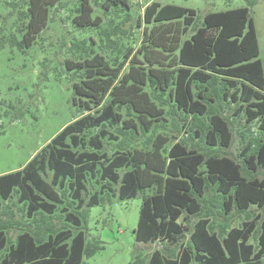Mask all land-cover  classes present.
Here are the masks:
<instances>
[{"label": "trees", "instance_id": "16d2710c", "mask_svg": "<svg viewBox=\"0 0 264 264\" xmlns=\"http://www.w3.org/2000/svg\"><path fill=\"white\" fill-rule=\"evenodd\" d=\"M257 1L201 23L192 9L150 1L135 49L130 0H5L0 47H30L64 9L62 22L92 35L62 43L80 117L0 175V264H84L102 248L86 242V211L138 191L134 239L161 247L129 264H264V75L249 16ZM229 111L248 132L257 124L241 133L237 157L227 152ZM185 129L166 145L164 130Z\"/></svg>", "mask_w": 264, "mask_h": 264}, {"label": "rangeland", "instance_id": "374dc122", "mask_svg": "<svg viewBox=\"0 0 264 264\" xmlns=\"http://www.w3.org/2000/svg\"><path fill=\"white\" fill-rule=\"evenodd\" d=\"M150 1L192 9L199 19L198 23L208 13L248 6L247 0H130L133 25L126 24V29L130 38L128 42L135 49L140 46L141 36V29L135 28V24L142 18V7ZM249 9L264 75V0H258ZM8 10L5 0H0V17ZM66 10L56 12L54 20L30 47L24 50L10 44L0 47V175L22 169L66 125L80 117L72 103L70 72L65 68V61L72 58V54L62 43L69 45L71 41L88 38L92 33L90 30L75 29L69 21L62 22L61 19L68 14ZM44 61H47L45 66ZM165 113L166 110H163L164 124L168 129L170 118ZM225 114L232 119L233 133L227 152L237 157L243 143L241 133H255L257 124L253 123L251 132H248L246 129L249 126L244 117L232 118L231 111ZM164 131L168 147L180 142L187 132L185 129L178 135ZM198 147L200 152L205 148L203 143ZM106 148L110 150L111 147ZM142 196L143 193L138 191L135 198L119 201L109 195L104 202L86 211V242L99 244L102 248L90 258L83 259L84 264H129L137 253L148 255L161 247L159 242L144 245L134 239ZM13 210L15 217L21 219V214L15 208ZM242 221V217H236L233 224L238 226ZM17 233L13 230L8 236L14 239Z\"/></svg>", "mask_w": 264, "mask_h": 264}]
</instances>
